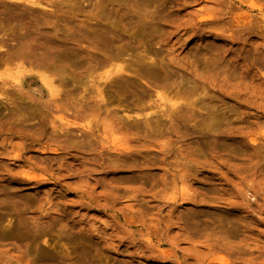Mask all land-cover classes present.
<instances>
[{
  "label": "rangeland",
  "instance_id": "rangeland-1",
  "mask_svg": "<svg viewBox=\"0 0 264 264\" xmlns=\"http://www.w3.org/2000/svg\"><path fill=\"white\" fill-rule=\"evenodd\" d=\"M38 1L0 0V264H264V0Z\"/></svg>",
  "mask_w": 264,
  "mask_h": 264
},
{
  "label": "bare ground",
  "instance_id": "bare-ground-1",
  "mask_svg": "<svg viewBox=\"0 0 264 264\" xmlns=\"http://www.w3.org/2000/svg\"><path fill=\"white\" fill-rule=\"evenodd\" d=\"M10 1H13V2L25 1V2L29 3L30 5H41L40 1H38V0H10ZM112 58L113 57H111V59ZM108 61H109V59H108ZM110 61L109 62L106 61L107 63H109L108 65L110 67L107 70H105V72H104L105 77H107L111 72H117V71L122 70V66L119 63L115 62L114 58L112 59L111 62ZM104 66H106V65H104ZM23 70H24V68H20V65L17 64L15 71L13 73H7V75H10L12 77V81L21 85L24 83L23 73H25V72H26V74L32 73L29 70H24V71ZM33 73L36 74V76L39 78L42 86L45 88L48 95H55L57 93L56 86L53 85L51 78L48 77L47 74H44V73L38 72V71L33 72ZM2 83H4V82L2 81Z\"/></svg>",
  "mask_w": 264,
  "mask_h": 264
}]
</instances>
